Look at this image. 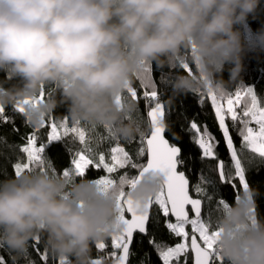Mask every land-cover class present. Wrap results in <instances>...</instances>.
Instances as JSON below:
<instances>
[{
	"label": "clouds",
	"instance_id": "clouds-1",
	"mask_svg": "<svg viewBox=\"0 0 264 264\" xmlns=\"http://www.w3.org/2000/svg\"><path fill=\"white\" fill-rule=\"evenodd\" d=\"M261 10L264 0H0V81L22 84L12 91L0 83V106L39 98L22 113L39 129L57 108L41 91L55 87L72 123L132 141L142 130L136 105L115 101L144 68L177 71V96L226 91L241 79L246 57L264 55V24L250 25ZM161 184L147 176L127 197L146 203ZM252 210L253 200L242 197L213 221L223 264H264V221H253ZM116 217L114 195L88 179L24 171L0 180V248L15 256L39 236L51 254L92 264L93 245L113 234Z\"/></svg>",
	"mask_w": 264,
	"mask_h": 264
},
{
	"label": "snow or ice",
	"instance_id": "snow-or-ice-1",
	"mask_svg": "<svg viewBox=\"0 0 264 264\" xmlns=\"http://www.w3.org/2000/svg\"><path fill=\"white\" fill-rule=\"evenodd\" d=\"M185 69L190 71L188 65H185ZM138 80L140 88L130 86L122 102L135 104L137 111L141 102L147 108L148 131L143 130L140 118L136 119L138 130L142 129L139 134L137 157L146 156V163L134 159L131 153L121 146L111 129L106 130V135L99 134L93 129L72 122L70 124L67 118L57 121L51 116L39 129L34 128L27 137L26 146L20 148V151L26 154V162L20 161L14 165L15 174L19 175L24 171L57 174L53 163L45 156L46 147L50 146L51 142L74 137L73 143L78 142L79 147L72 150L70 164L62 169L60 175L72 182L76 178L87 179L89 171H102L104 176L91 181L102 194L111 192L116 201V224L110 236L112 251L107 252L106 241L97 242L95 247L98 256L92 259V264H129L131 246L137 235L141 241L147 239L148 244L154 247L162 264H189V253L194 254V264H223L215 247L218 233L213 227L211 214L209 219H204L202 208L205 202L208 205L214 203L216 211L219 212L222 206L229 205L222 196L217 199V181L235 192H239L242 187L243 197L253 200L246 172L251 167L264 165V103L258 100L252 87L242 84L235 92L195 91L201 104L206 98L211 101L227 159L218 155L216 148L220 141L207 124L201 127L194 120L191 121L187 131L191 133V142L195 143L201 152V160L215 162L210 165L215 177L206 176L201 171L197 182L192 185L186 171L182 170L190 157L184 156L183 147L177 143L181 137L173 131V125L169 122L170 109L161 100L152 67L149 66ZM161 83H167L163 76ZM14 112L22 114L24 109L17 106ZM127 118L132 119V114H127ZM229 119L232 122L231 127L238 131L239 147L230 133L227 124ZM12 122L6 109L0 108V124ZM46 127L50 128L46 133L48 144L41 136V131ZM169 132L172 133L171 140L166 138V133ZM38 138L40 143L39 147H36ZM105 141L109 144L106 150L101 147ZM128 168L134 170L135 174L129 175L127 171H120ZM117 173L119 174L113 175ZM147 176L162 177L160 190L146 203L133 202L127 197L128 190ZM241 198L239 195L235 197L237 202ZM154 206L157 216L165 218V227L169 233L180 238L174 246L157 241L154 234H150L149 225L154 219ZM190 213L194 214V217ZM252 219H257L254 214ZM188 225L191 226L190 232L186 230ZM42 243L39 236L32 241L29 247L38 259L26 254V264H49L48 250L46 247L41 248ZM0 264H8L3 255H0ZM58 264H69V261L59 258Z\"/></svg>",
	"mask_w": 264,
	"mask_h": 264
},
{
	"label": "trees",
	"instance_id": "trees-1",
	"mask_svg": "<svg viewBox=\"0 0 264 264\" xmlns=\"http://www.w3.org/2000/svg\"><path fill=\"white\" fill-rule=\"evenodd\" d=\"M261 24H264V10L258 14L255 20H250V25L253 30L260 27ZM185 65L183 68L185 71ZM149 66H146L142 74L138 75L136 81L132 84L136 88H140L138 77L142 76L145 73V70ZM153 70V77L158 84L159 91L161 93V100L163 103L170 109L169 122L173 125V131L181 137L178 144L183 147V153L187 159V163L184 167L188 178L191 181V184L194 185L198 180V174L203 171L204 175L215 177V173L211 171L210 165L215 162L209 160H201V152L198 149V146L195 143L191 142L190 136L191 133L187 131L191 121L197 122V124L203 127L204 124H207L210 131L216 136L217 140L220 141L219 146L216 148V151L219 156L227 159L226 149L224 142L222 140V135L218 130V123L215 119V112L211 105L210 99H205L201 104L199 96L196 94L180 95L177 96L175 92L172 91L171 85L174 83L177 71H172L168 67L157 68L155 65L151 66ZM173 68H178V65L174 62L172 65ZM244 68L246 71L241 73V79L229 83L227 90L229 92H235L236 88L241 84L247 87H252L257 95L258 100L261 103H264V55H253L250 54L244 60ZM162 76L165 78L167 83H161ZM2 79V77H0ZM224 79L227 80V73L224 75ZM5 87H8L12 91H16L22 87L20 81L16 79L0 81ZM131 85V86H132ZM44 98H51L55 100L57 108L53 117L60 121L61 119L67 118L71 124V120L66 115V105L61 103V96L58 90L55 87H47L42 91ZM126 97V94L123 95V98ZM131 102H123V105L126 106ZM133 104V103H132ZM0 108L6 109L7 115L12 118V123L0 124V180L12 177L15 174L14 165L17 162L24 161L26 162V154L20 151V148L26 146V140L29 135L33 132L34 128L29 126L23 119L22 114H17L14 112L16 106L3 107ZM147 108L143 102L139 103L138 111L135 109L133 117L136 121L137 118H140L141 125L143 130L148 131L147 117H146ZM51 117V116H50ZM124 119L127 118L125 114ZM137 123V122H136ZM231 120L227 121V124L230 128V133L234 139V142L237 147L240 144V137L236 128L231 127ZM106 130H97L99 134H105ZM50 131V128L46 127L41 131V136L44 137V142L48 144L46 140V133ZM62 132V130H60ZM166 138L171 140L172 133H166ZM73 138H65L60 142H51L50 146L46 147L45 156L47 159L51 160L57 174H60L62 169L70 164L72 150L76 147H79L78 142L73 143ZM40 139L38 138L36 147H39ZM121 146L125 147L129 153H131L134 159H138L139 162H146V157H137V152L139 149V136H137L132 141H120ZM103 149H108L109 144L107 141L101 146ZM257 159H259L257 157ZM190 169V170H189ZM121 172L127 171L129 175H134L135 171L131 168L120 170ZM113 174V175H118ZM105 173L98 170L89 171L87 173V179L93 180L104 176ZM247 182L250 185V192L253 197V209L255 216L258 220L264 221V165H257L251 167L246 172ZM81 178H76L80 180ZM217 199L221 196L227 200L229 204L236 202L235 197L237 195L243 197V189L240 188L239 192H235L232 188L228 186L220 185L217 181ZM194 196L195 193L193 192ZM223 207V206H222ZM221 207V208H222ZM220 212V211H219ZM216 205H208L205 202L202 209V216L204 219H209L211 214L212 222L215 220L217 214ZM153 217L154 219L149 225L150 234H154L157 241L166 242L167 245L174 246L180 238L175 237L173 234H170L167 228L165 227V218L162 216H157L155 206L153 208ZM158 221V222H157ZM187 231H191L187 227ZM43 241V240H42ZM108 243L107 252L112 251L110 247V237L105 239ZM32 242H30L31 245ZM44 243L41 244V248H44ZM132 255L130 257L129 264H162V261L158 258V252L154 249L153 246H150L147 242V239L141 241L140 237H136L133 245L131 247ZM31 254L32 258L38 259L32 248L29 247L28 253ZM49 254V264H56L57 256ZM0 255H3L4 258L8 261V264H26L25 255L15 256L13 253L9 252L6 249L0 248ZM92 259L98 256V250L95 245L92 247L91 253ZM71 264V261H69ZM189 264H191V256L189 253Z\"/></svg>",
	"mask_w": 264,
	"mask_h": 264
},
{
	"label": "rangeland",
	"instance_id": "rangeland-1",
	"mask_svg": "<svg viewBox=\"0 0 264 264\" xmlns=\"http://www.w3.org/2000/svg\"><path fill=\"white\" fill-rule=\"evenodd\" d=\"M41 97H43V94H42V92H41ZM39 98H33V99H25L24 101H23V105H31V106H35V104L37 103V100H38ZM23 105L22 104H20V103H16L15 104V106L17 107V106H20V107H22L23 109H24V111H25V108L23 107ZM24 113V112H23ZM253 127H255V124H253L252 125ZM243 195H244V193H243ZM253 214L255 215V213H254V209H253ZM187 227H189L190 228V230H191V226L190 225H188V226H186V230H187ZM186 243H188L187 241H185Z\"/></svg>",
	"mask_w": 264,
	"mask_h": 264
},
{
	"label": "water",
	"instance_id": "water-1",
	"mask_svg": "<svg viewBox=\"0 0 264 264\" xmlns=\"http://www.w3.org/2000/svg\"><path fill=\"white\" fill-rule=\"evenodd\" d=\"M130 88V87H129ZM128 88V89H129ZM127 89V90H128ZM127 90H126V92H125V94L127 95ZM122 99H123V96L122 97H117L116 98V101H115V103L118 105V106H124L123 105V102H122ZM146 157V156H145ZM146 160H147V157H146ZM146 163V162H145ZM190 207V206H189ZM203 209V208H202ZM190 215L191 216H193L194 217V214H191L190 213ZM136 237H139V235H137ZM133 245V244H132ZM132 247V246H131ZM190 256H191V264H194V254H192V253H190Z\"/></svg>",
	"mask_w": 264,
	"mask_h": 264
},
{
	"label": "built area",
	"instance_id": "built-area-1",
	"mask_svg": "<svg viewBox=\"0 0 264 264\" xmlns=\"http://www.w3.org/2000/svg\"><path fill=\"white\" fill-rule=\"evenodd\" d=\"M58 260H59V257H57V262H56V264H58Z\"/></svg>",
	"mask_w": 264,
	"mask_h": 264
}]
</instances>
